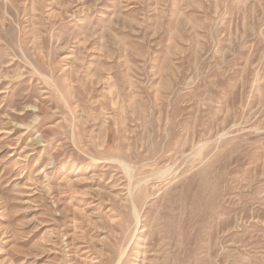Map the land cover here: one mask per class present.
I'll list each match as a JSON object with an SVG mask.
<instances>
[{"label": "rangeland", "instance_id": "rangeland-1", "mask_svg": "<svg viewBox=\"0 0 264 264\" xmlns=\"http://www.w3.org/2000/svg\"><path fill=\"white\" fill-rule=\"evenodd\" d=\"M0 264H264V0H0Z\"/></svg>", "mask_w": 264, "mask_h": 264}, {"label": "bare ground", "instance_id": "bare-ground-1", "mask_svg": "<svg viewBox=\"0 0 264 264\" xmlns=\"http://www.w3.org/2000/svg\"><path fill=\"white\" fill-rule=\"evenodd\" d=\"M206 142H207V141H206ZM197 146H198V145H197ZM198 154H199V153H198ZM194 159H195V158H194ZM165 168H166V167H165ZM164 171H165V170H164ZM167 171H168V170H167ZM175 172H176V171H175ZM168 174H169V173H168ZM165 175H166V174H165ZM134 190H135V189H134ZM132 191H133V190H132ZM129 193H131V192H129ZM130 196H132V195H130ZM130 202H132V201H130ZM133 205H134V204H133ZM133 209H134V208H133ZM135 209H136V208H135ZM135 209H134V210H135ZM135 212L137 213V211H135ZM133 213H134V212H133ZM136 216H137V215H136ZM138 217H139V216H138ZM138 217H137V218H138ZM134 218H135V217H134ZM137 218H136V219H137Z\"/></svg>", "mask_w": 264, "mask_h": 264}]
</instances>
